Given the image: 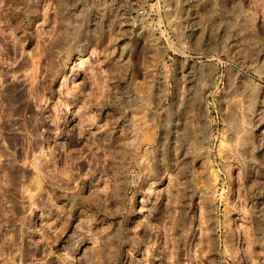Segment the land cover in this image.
<instances>
[{"label":"rangeland","instance_id":"rangeland-1","mask_svg":"<svg viewBox=\"0 0 264 264\" xmlns=\"http://www.w3.org/2000/svg\"><path fill=\"white\" fill-rule=\"evenodd\" d=\"M0 264H264V0H0Z\"/></svg>","mask_w":264,"mask_h":264},{"label":"bare ground","instance_id":"bare-ground-1","mask_svg":"<svg viewBox=\"0 0 264 264\" xmlns=\"http://www.w3.org/2000/svg\"><path fill=\"white\" fill-rule=\"evenodd\" d=\"M126 30H128V29H126Z\"/></svg>","mask_w":264,"mask_h":264}]
</instances>
